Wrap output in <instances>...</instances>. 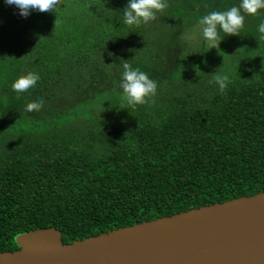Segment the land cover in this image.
I'll use <instances>...</instances> for the list:
<instances>
[{
  "label": "trees",
  "instance_id": "16d2710c",
  "mask_svg": "<svg viewBox=\"0 0 264 264\" xmlns=\"http://www.w3.org/2000/svg\"><path fill=\"white\" fill-rule=\"evenodd\" d=\"M127 3L62 0L57 14L24 17L0 0V251L34 228L69 243L264 191V42L221 94L210 60L177 70L175 36L204 15L168 0L155 21L128 26ZM121 59L157 81L149 103L123 99ZM28 72L40 81L16 93Z\"/></svg>",
  "mask_w": 264,
  "mask_h": 264
},
{
  "label": "water",
  "instance_id": "95a60500",
  "mask_svg": "<svg viewBox=\"0 0 264 264\" xmlns=\"http://www.w3.org/2000/svg\"><path fill=\"white\" fill-rule=\"evenodd\" d=\"M52 226L14 237L0 264H264V191L63 243Z\"/></svg>",
  "mask_w": 264,
  "mask_h": 264
},
{
  "label": "clouds",
  "instance_id": "9594fccd",
  "mask_svg": "<svg viewBox=\"0 0 264 264\" xmlns=\"http://www.w3.org/2000/svg\"><path fill=\"white\" fill-rule=\"evenodd\" d=\"M9 5H15L20 10L21 16H28L31 10L40 12L56 13L62 0H5ZM169 7L168 0H128L123 9V22L128 26H139L155 21ZM207 7V5H205ZM264 9V0H241L239 6H231L223 11H211L199 20L202 35L208 43V49L216 47L225 35H239L240 30L246 23V16H255L259 10ZM59 24V19L55 21V26ZM260 33H264V23L258 28ZM225 35L221 37L220 33ZM122 75L119 87L123 91V99L128 106L144 105L157 94L158 83L151 79L149 74L139 67H133L128 60L121 59ZM221 67H219L220 69ZM219 69L213 72L212 80L209 83L218 85L221 94H224L230 83L229 76L223 74ZM198 74V73H197ZM199 75V74H198ZM41 77L37 73L28 72L19 76L12 84V89L16 93L29 92L37 86ZM45 104L43 97L26 105V112H38ZM126 108V107H121Z\"/></svg>",
  "mask_w": 264,
  "mask_h": 264
},
{
  "label": "rangeland",
  "instance_id": "374dc122",
  "mask_svg": "<svg viewBox=\"0 0 264 264\" xmlns=\"http://www.w3.org/2000/svg\"><path fill=\"white\" fill-rule=\"evenodd\" d=\"M183 5L194 9L198 14L206 15L211 11L227 10L231 6H239L241 0H181ZM207 5V7H205ZM264 23V9L255 16H246V23L239 35H225L219 44V49L209 45L202 35L199 24L183 27L175 36L179 44L180 55L177 61V70L188 73L203 67L205 61L210 60V71L227 74L229 79L238 70L254 67L260 62L264 33L258 28ZM237 67L238 70L235 71ZM212 72V74H213ZM213 76V75H212ZM100 111L98 110V113Z\"/></svg>",
  "mask_w": 264,
  "mask_h": 264
}]
</instances>
